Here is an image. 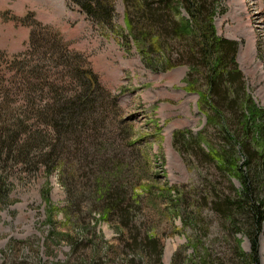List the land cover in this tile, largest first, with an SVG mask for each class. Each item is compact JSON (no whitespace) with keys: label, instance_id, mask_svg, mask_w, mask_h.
I'll list each match as a JSON object with an SVG mask.
<instances>
[{"label":"rangeland","instance_id":"rangeland-1","mask_svg":"<svg viewBox=\"0 0 264 264\" xmlns=\"http://www.w3.org/2000/svg\"><path fill=\"white\" fill-rule=\"evenodd\" d=\"M218 3L215 33L237 42L244 91L264 108V0ZM135 4L111 0L99 24L68 0H0V264H244L236 241L248 254L250 229L230 168H246L243 154L215 119L205 123L209 111L185 86L181 43L151 47L145 21L128 29ZM41 39L62 43L71 75L90 70L100 86L97 124L58 156L45 154L53 136L39 110L51 84L77 90L70 65L37 51L36 80L28 66L8 63ZM226 114L230 134L252 146V133L244 138L238 117ZM183 130L182 140L173 135ZM220 155L232 163L219 165ZM259 228L264 264V222Z\"/></svg>","mask_w":264,"mask_h":264},{"label":"trees","instance_id":"trees-1","mask_svg":"<svg viewBox=\"0 0 264 264\" xmlns=\"http://www.w3.org/2000/svg\"><path fill=\"white\" fill-rule=\"evenodd\" d=\"M68 1L75 4L92 21L99 24L108 22L111 0ZM149 1L152 4L148 0H134L136 3L134 5L135 22L130 21V23L127 19L126 25L129 30L132 29L133 25L140 31L139 21H145L146 27L152 30L153 38L149 44L151 47L181 43L183 51L181 57L185 56L184 63L189 66V71L184 77L185 86L197 94V106L201 108L203 105L209 111L208 114H204L205 123H210L212 119H215L221 127L220 131L229 133L230 139L233 138L232 142L239 145V151L243 154L246 168L241 170L234 164L230 168L233 169L240 182V189L235 192V195L237 203L244 208L241 211L243 218L247 215L246 227L250 229V234L247 233L246 236L250 251L248 254L241 251L238 248V241H236V248L243 258L244 264L247 262L258 264L257 233L260 229V223L264 222V191L262 188L264 183L260 184L262 180L264 181V108L254 106L244 91L243 76L235 61L237 42L217 36L215 33L212 22L214 15L221 11L218 0ZM179 10H182L184 15H180ZM174 15H177V19L170 20L169 17ZM35 45L36 47L32 45L27 51L12 57L8 63L12 66H18V64L28 66L29 70L26 72V76L39 80L37 76V78L34 76L37 74L34 68L35 64H30L35 57L34 55L39 51L44 55L48 54L51 61L56 59L69 64L70 68L66 72L79 86L71 94V91H65L68 85L51 84L50 89H47L50 102L45 108L39 110V114L48 120L53 136L52 143L47 147L45 154L63 155V152L69 151L71 142L80 139L81 135L88 136L86 132L89 130V124H97L93 115L98 114L96 110L99 104L100 86L90 70L75 68L71 75V51H68L58 40L51 42L49 39H41ZM68 53H70V57H67ZM199 68H201V72ZM195 71H198L197 74L200 76L193 79L192 74ZM199 79L203 80L202 86L204 88L202 90L198 88ZM39 83L40 81L28 83V89L34 92L37 90L36 84ZM38 91L42 90L38 89ZM44 92H46V88H44ZM226 108L234 115V118L238 117V126L242 129L240 132L245 134L244 138L248 137V133H252V137L249 136L252 146L246 143V140V146H241L240 142L237 141L239 139H235L230 134L227 129L229 120L225 121V116L229 117L226 114L229 113ZM183 132L185 131H175L173 135L179 136V139L182 140ZM247 147H252V150ZM211 155L214 156L212 152H208V156ZM216 157L219 165H223L224 161L232 163L221 155ZM105 183L107 185L105 189L106 198V193L111 191L113 186L110 181ZM102 192L104 191L102 190ZM108 209H105V212ZM227 218H229L227 219L229 222L234 223L230 214Z\"/></svg>","mask_w":264,"mask_h":264}]
</instances>
